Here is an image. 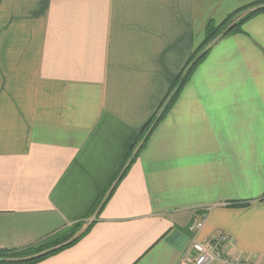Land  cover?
I'll return each mask as SVG.
<instances>
[{"label":"crops","instance_id":"0c3cea01","mask_svg":"<svg viewBox=\"0 0 264 264\" xmlns=\"http://www.w3.org/2000/svg\"><path fill=\"white\" fill-rule=\"evenodd\" d=\"M248 2L0 0V249L78 224L34 264H180L204 215L197 240L264 264V13L211 45L89 214L206 21Z\"/></svg>","mask_w":264,"mask_h":264},{"label":"trees","instance_id":"16d2710c","mask_svg":"<svg viewBox=\"0 0 264 264\" xmlns=\"http://www.w3.org/2000/svg\"><path fill=\"white\" fill-rule=\"evenodd\" d=\"M261 13H264V0H249V2L245 5L238 7L227 14L218 23H215L212 19H208L206 21L204 25V39L190 54L184 67L175 76L170 89L159 105L158 110L144 124L141 131L138 133L134 143L131 145L118 167L115 176L109 182L108 187L104 190V192H102L89 214H93L95 211L99 213V211L103 208L104 204L113 193L115 186L126 175L128 169L136 159L139 150L143 147L145 141L151 133V130L170 109L171 105L180 93V90L189 80L194 68L203 60L211 45L218 39L240 32L242 25L247 20ZM137 145L139 146L137 147ZM86 231L87 229L83 231V234ZM81 234L82 233L73 238L69 237L60 240L48 239L51 236L44 237L39 241L23 247L0 249V264H34L35 262H38L65 247L71 246L81 236Z\"/></svg>","mask_w":264,"mask_h":264},{"label":"built area","instance_id":"2783aa9c","mask_svg":"<svg viewBox=\"0 0 264 264\" xmlns=\"http://www.w3.org/2000/svg\"><path fill=\"white\" fill-rule=\"evenodd\" d=\"M205 216H196L188 226L190 240L180 264H258L244 259L232 258L225 252L229 236L226 233H217L207 241L196 239V235L203 228Z\"/></svg>","mask_w":264,"mask_h":264},{"label":"rangeland","instance_id":"374dc122","mask_svg":"<svg viewBox=\"0 0 264 264\" xmlns=\"http://www.w3.org/2000/svg\"><path fill=\"white\" fill-rule=\"evenodd\" d=\"M139 145H137V147H138ZM136 147V148H137ZM81 226L80 225H68L67 227H65V228H63L62 230V232H60L59 234H56V235H54V236H51L50 238H48V239H53V240H60V239H63V238H73V237H75L77 234H78V231H79V228H80ZM64 234V235H63ZM66 234V235H65ZM48 241V240H47ZM50 241V240H49Z\"/></svg>","mask_w":264,"mask_h":264}]
</instances>
